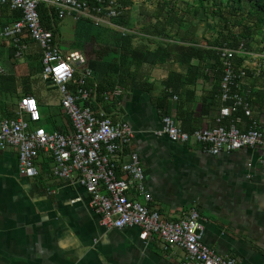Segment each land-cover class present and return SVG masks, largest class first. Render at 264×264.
<instances>
[{"label": "crops", "instance_id": "crops-1", "mask_svg": "<svg viewBox=\"0 0 264 264\" xmlns=\"http://www.w3.org/2000/svg\"><path fill=\"white\" fill-rule=\"evenodd\" d=\"M18 14L0 4V29ZM176 15L171 10L164 16L160 13V25L150 29L153 33L142 28L138 31L141 65L135 69L127 65H123V73L117 69L110 53L118 49L112 42L100 52L94 41V47L85 43L78 52L87 65L94 66L90 79L97 82L106 77L115 83L106 90L120 91L115 101L106 103V109L135 130L131 149L139 153L144 167L146 186L153 197L151 206L170 218H179L196 206L203 217L207 245L219 254L236 257L240 264H264V150L243 147L212 154L194 141L177 142L155 132L162 126L163 114L188 131L216 124L222 106L220 51L234 48L204 43L193 28L179 33L175 26L178 20L173 21ZM66 18L57 19V39ZM93 26L92 40L108 28ZM77 33L76 26L79 43ZM25 41L27 47L17 56L12 39H0L4 68L0 73V114L14 117L28 89L42 96L40 109L49 102L48 97L59 98L51 117L42 114L41 124L48 130L69 129L70 119L61 109L58 88L42 79L41 46L31 37ZM72 52L64 51L66 56ZM185 52L191 56L183 57ZM33 75L50 90L34 86ZM244 78L240 87L246 89ZM23 79L28 82L25 86ZM90 79L88 83L97 89ZM256 92L254 88L247 91L264 130L263 97ZM241 118L238 125L244 127L248 121L244 115ZM38 165L39 175L23 176L18 168V149H0V264H182L185 252L177 245L164 244L158 236L143 240L138 227L102 225L85 188L50 172L52 158L48 154L41 153ZM77 197L80 199L74 200Z\"/></svg>", "mask_w": 264, "mask_h": 264}, {"label": "built area", "instance_id": "built-area-1", "mask_svg": "<svg viewBox=\"0 0 264 264\" xmlns=\"http://www.w3.org/2000/svg\"><path fill=\"white\" fill-rule=\"evenodd\" d=\"M41 3L54 9L56 19L87 18L96 25L130 31L117 22L122 14L116 0H0V4L21 15L0 29V39H12L17 56L27 47V37L40 44L42 79L58 88L61 109L71 124L66 130H48L41 124L37 97L24 94L14 117L0 114V149H18L19 173L27 177L40 174L38 157L41 153L48 154L52 158L50 172L69 184L85 188L91 205L101 215L102 225L138 227L143 240L158 236L164 244L177 245L185 252L182 264H240L236 257L219 254L203 241V217L196 206L179 218H170L151 206L153 197L146 186L144 167L139 153L131 149L135 130L127 121L114 119L105 108L106 103L117 99L120 91L104 90L99 94L96 86L88 83L93 69L80 52L65 55L55 33L42 25L38 9ZM237 51L229 47L220 51L222 106L216 124L188 131L172 116L163 114L162 126L155 131L157 135L183 143L194 141L212 154L243 147L264 150L261 120L240 87L247 71L237 67L234 59ZM243 115L248 122L240 127L238 122Z\"/></svg>", "mask_w": 264, "mask_h": 264}, {"label": "rangeland", "instance_id": "rangeland-1", "mask_svg": "<svg viewBox=\"0 0 264 264\" xmlns=\"http://www.w3.org/2000/svg\"><path fill=\"white\" fill-rule=\"evenodd\" d=\"M116 1L120 5L122 14L119 17L118 22L121 20L122 16V20L125 16L126 20L123 21V23H119L130 30L126 32V35H123L119 30H114L108 27V31L114 32L110 34L107 33L106 30V33L99 34L100 36L97 40L95 39V37L92 40L89 32H87L86 30L84 31V29L82 28L79 34L81 37L86 38L84 39V41L80 39L78 41L79 43H76V26L78 27L76 23H78V20L76 22L73 18L67 17L61 24V37L59 39V42L62 50L68 51L70 49L71 51L75 52V50H80V47L85 43L87 44V47H94V45L92 44L94 41L96 43V47H103L108 42H112V44L114 45L113 47H116V49H118L116 50V52L110 53L111 57L115 58L117 61V69H121L123 65H127L129 69H135L137 63L133 57L137 58L141 55V53L138 51V48H141V34L139 33L141 32V28L148 29V31H151L153 33V30L150 29L152 27L160 25L161 22L158 18V15L160 13H163V16L166 15V11H170V8L171 10L178 13V23L175 26L179 27V33H182L180 31L181 29L184 30L187 27L193 28L194 30H196V36L200 39V41H204V43H208L209 45H217L216 41L220 40L219 32L221 30H223L225 33L227 32V28L224 26L226 15H228L227 17L229 19V28L238 32L246 29L245 25L239 22L241 21V18H247L249 19V21H251L252 19L249 18L251 16L248 13V5L241 7L239 11L233 14L228 12L221 0H214L213 2L212 0H207L205 1V6L207 7V9H205V7L200 8L194 5L190 6L189 11L186 10V1L188 0H171V3L169 5L165 4L162 0ZM184 9L187 13L184 12ZM212 9H216L217 13H215ZM222 11H224L225 14H220V12ZM132 26L137 31H132L129 28ZM240 39L243 45L241 44V46L239 45V47L237 48L234 46L232 47L238 50L237 53H239V56L246 58L245 60H243L241 65V67H244L247 70V75L244 78L246 80V89H243L247 92L249 89L254 88L257 91L256 93L259 95V97L260 95L263 97L264 104V36L262 33H258L254 37L243 38L240 36ZM148 40L152 41L149 38ZM113 65L115 64H111L110 67H112ZM37 77V75H33L31 79L32 84L36 87L44 86L43 81ZM22 83L23 86H25L28 82H24L23 79ZM22 83L19 82V84L21 85ZM46 89L50 90V88L48 87H46ZM48 98L47 99L49 100V102L44 103V105L41 107V112L44 118L51 117V115H53V112L57 108V104L59 103V98L57 96L55 98Z\"/></svg>", "mask_w": 264, "mask_h": 264}, {"label": "trees", "instance_id": "trees-1", "mask_svg": "<svg viewBox=\"0 0 264 264\" xmlns=\"http://www.w3.org/2000/svg\"><path fill=\"white\" fill-rule=\"evenodd\" d=\"M91 2H95L96 0H90ZM159 1V0H158ZM165 4L169 5L171 3V0H162ZM205 1L207 0H188L186 1L187 3V7L186 10H190V6H197V7H205V9H207V7L205 6ZM214 0H212L213 2ZM221 2L224 4V6L226 7V9L228 10V12L235 14L237 11H239V9L245 5H248V13L250 14L252 18L251 21H249V19L247 18H241V21H239L240 23L244 24L246 29L245 30H241L240 32L238 31H234L232 29L229 28L228 25V15L225 16V24L224 26L227 28V32L225 33L223 30H221L219 32L220 34V40L216 41L217 45H223V46H234V47H239V45L241 44V39L240 36L243 38H248V37H254L256 34L258 33H262L264 36V0H221ZM39 12H40V17H41V22L42 25L47 28L52 30L55 34L58 32L59 28L57 26V19H56V13L54 12V9L52 8H48L46 7V5L43 3H41L38 6ZM171 10V8L169 9ZM184 9V12L186 11ZM215 13H217L216 9H212ZM173 12V10H171ZM227 12V13H228ZM187 13V12H185ZM220 14H225L224 11L220 12ZM21 18L20 13L17 15V17L15 18V20ZM123 18V16H122ZM119 21L122 22L125 21V16L124 19ZM174 20H178V13L176 15V17L173 19ZM118 22V20H117ZM251 22V23H250ZM93 23L90 19L87 18H80L77 25V31L80 32V29H84V31L86 30L87 32H89V34H91V32H93ZM100 27V26H99ZM79 37L84 41V39L86 37H81L80 34L78 33ZM126 35V34H125ZM80 40V39H79ZM220 41V42H219ZM124 44V42H123ZM140 47V46H139ZM104 47H99V50L97 52H100ZM138 51L141 53V48H138ZM218 55V54H217ZM188 57L191 56V54L185 52L183 53V57ZM141 57V55H140ZM140 57H133L137 63V65H141V58ZM217 57V56H216ZM219 57V55H218ZM234 59L236 61L237 67H240L242 65L243 60H245L246 58L239 56V53H236L234 55ZM42 62V59H40ZM91 65V64H90ZM91 67L94 69V66L91 65ZM42 68V67H41ZM126 67L122 66L121 68V72L123 73V70H125ZM247 71V70H246ZM78 74V73H77ZM94 75V74H93ZM96 78L90 79V83L97 84V90L98 92L109 89V88H113L114 86V82L112 81H108L105 77V79L101 80V81H97L95 82ZM28 84V83H27ZM246 92V91H245ZM26 94H35L38 98V101L40 102V100H42V96L40 94L37 93V91H28V89L25 91ZM247 93V92H246ZM248 95V93H247ZM248 98L251 100L250 96L248 95ZM105 108H108L105 105ZM229 118H227L228 120Z\"/></svg>", "mask_w": 264, "mask_h": 264}]
</instances>
